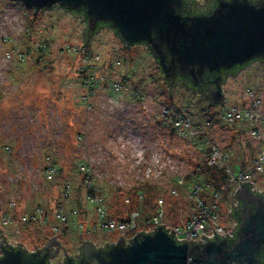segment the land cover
<instances>
[{
  "label": "rangeland",
  "instance_id": "1",
  "mask_svg": "<svg viewBox=\"0 0 264 264\" xmlns=\"http://www.w3.org/2000/svg\"><path fill=\"white\" fill-rule=\"evenodd\" d=\"M85 34L86 22L70 11L52 7L35 12L18 0H0V213L9 211L18 219L40 207L54 225L62 206L70 225L58 240L70 253L77 242L101 244L121 236L89 233L83 235L88 239H77V221L84 230L96 220L86 200L84 175L95 184L110 219H126L131 213L126 208L141 188L157 190L167 222L181 224L187 218L193 203L188 185L207 146L201 137L175 129L174 121L183 117L194 125L215 114L205 138L230 153L232 166H244L264 147V130L260 140L251 138L243 122L220 121L219 108L187 88L171 87L169 97L145 45L125 47L111 29L101 28L82 46ZM84 64L96 79L87 100L79 72ZM113 82L122 85L119 92L112 90ZM245 87L259 92L264 110V63L224 82L225 105L243 106ZM53 162L61 172L48 179L44 170L47 164L57 169ZM253 182L264 191V170ZM66 184L70 188L64 197ZM77 207L81 213L76 220L70 211ZM225 219L222 223L228 225ZM21 226L9 239L28 250L54 234L50 225ZM130 234L124 233L125 238Z\"/></svg>",
  "mask_w": 264,
  "mask_h": 264
},
{
  "label": "water",
  "instance_id": "2",
  "mask_svg": "<svg viewBox=\"0 0 264 264\" xmlns=\"http://www.w3.org/2000/svg\"><path fill=\"white\" fill-rule=\"evenodd\" d=\"M18 1L35 12L56 6L70 11L84 9L88 37L97 22H105L125 47L138 42L146 44L168 85L176 71L187 78L189 85L196 86L206 81L205 72L264 59V0H215L208 13L194 15L189 14L191 10L185 8L183 0ZM184 9L186 14H181ZM215 95L211 102L222 103V92L216 90ZM239 184L237 197L241 207L235 216L239 232L230 246L225 241L229 237L214 235L203 244L199 239H173L160 227L152 234H136L129 246L116 244L104 255L94 253L97 263L262 264L259 254L264 250V196L251 192L248 181ZM51 241L52 238L46 243ZM192 244L202 245L196 257L189 259L188 246ZM0 250V264H47L37 258L36 252L9 244L1 245ZM64 264L78 263L68 260Z\"/></svg>",
  "mask_w": 264,
  "mask_h": 264
},
{
  "label": "built area",
  "instance_id": "3",
  "mask_svg": "<svg viewBox=\"0 0 264 264\" xmlns=\"http://www.w3.org/2000/svg\"><path fill=\"white\" fill-rule=\"evenodd\" d=\"M87 57V56H86ZM87 62V61H86ZM91 66L84 64L79 72L84 74L83 85L87 90L84 100L93 95L92 88L94 87L95 77L91 73ZM102 79V78H99ZM112 90L119 92L122 85L118 82L112 83ZM121 93V92H120ZM136 96V93H134ZM244 105H222L219 108V118L222 122L235 123L243 122L248 128V134L251 138L260 140L264 130V110H262L263 97L258 91L251 87H245L243 90ZM165 112H167L165 110ZM175 129H183L189 134V137L196 139L201 137L204 145L207 146L206 163L210 166H216L219 168L224 167L225 172L228 174L229 185L231 191L229 192L228 200L222 198V193L211 189L209 184L201 185L200 183H194L189 188V196L193 200L191 210L187 218L181 224L169 223L166 220L165 213L163 210V200L157 198L154 204V210L147 216L140 215L139 211H133L124 220H113L106 217V211L103 204V198L99 196L96 191L86 193V200L92 204L96 212V220L87 228L86 233L99 234V233H111L117 232L121 236L124 233L131 232L130 240L135 234H152L156 229L162 228L168 236L173 239H186V240H198L200 243L211 240L214 235L219 237L232 238L237 228V223L232 217L234 209L238 206L237 188L240 189L239 182H250V190L257 192L258 194L263 193L254 187L253 178L256 174L262 173L264 170V147L259 149L255 156L250 160L249 163L244 166H240L239 169H230V153L227 150L222 149L216 143L210 142L205 138L206 129L210 126L208 120H203L197 124H192L190 120L184 119L183 117L177 121H174ZM177 126V127H176ZM44 174L48 179H52L57 174V169L47 164L44 170ZM88 184V185H87ZM87 187L89 183H87ZM183 184V179H178V185ZM63 195L67 197L68 189L70 188L67 184L63 187ZM208 189V190H207ZM172 193L176 192L172 190ZM141 197V194H139ZM227 204V208L224 210V205ZM11 206L12 203H9ZM76 210L70 211V217H76ZM223 216L225 221H229L228 225L222 223ZM56 224H52L47 220L46 215L40 207H35L31 211H27L16 219L14 214L9 211L0 213V244L9 240L7 231L10 228V235H13L15 231L18 233L24 224L27 225H50L51 230L57 235H65L70 225V219L65 214V210L62 206H59L56 212ZM75 220V221H76ZM20 224L19 226H17ZM79 232L82 230V224L77 221ZM203 235L204 237H202ZM206 237V238H205Z\"/></svg>",
  "mask_w": 264,
  "mask_h": 264
},
{
  "label": "flooded vegetation",
  "instance_id": "4",
  "mask_svg": "<svg viewBox=\"0 0 264 264\" xmlns=\"http://www.w3.org/2000/svg\"><path fill=\"white\" fill-rule=\"evenodd\" d=\"M194 1H195L196 6L201 7L200 13H204V14L208 13V11H210L214 7V4H215V0H199L200 2L198 0H194ZM58 8H60V7H58ZM67 11H70V10H67ZM70 12H72V11H70ZM197 14H199V13H197ZM190 15H194L193 11L190 12ZM139 43L140 42L134 43V44L136 45ZM134 44H131V45H134ZM140 44H142V43H140ZM128 47H130V45ZM257 62L264 63V59H254V60H251L250 62H248L242 66H234L232 69H220L219 71H216V72L215 71L214 72H205V75L203 77L206 79V81L205 82L201 81L196 86L189 85V81L187 80V78H185L181 75L180 76L182 78H184L183 81H184L185 86H186L185 88H187V90L191 91L193 93V95L197 96L201 101L206 102V104H208L210 107H211V105L218 107L224 103V93H223V89H222L224 82L227 81L230 76L239 75L240 72L242 70H244L246 67L251 66L252 64H255ZM168 88H170V87L168 86ZM216 90H220L223 94V102L222 103L214 104L211 102V99L216 96L215 95ZM168 93H170V89H169ZM259 195L264 196L263 193H261ZM240 207H241L240 202H238V206L234 209V211L236 210L239 213ZM236 215L232 214L234 221L237 223V228L235 229L234 235L231 239L225 240L228 246H230L232 240L238 236L239 228H238V221L235 217ZM84 234H87L86 231L85 232H83V231L79 232V234H78L79 238H77V239L80 240V238H82ZM9 235L10 234H8V237L10 238ZM62 236H64V235H62ZM87 237H89V236H85L83 238L88 239ZM51 238L53 239V241L49 242V244L45 243L42 246L35 247L31 250H28V249L22 247L19 243L14 244L10 239H9L10 241L6 240L5 242L1 243L0 246L9 244V245L14 246V248H20L21 250H25L27 252H36L38 255L37 258L44 259L47 264H64L68 260H71L72 263H78V264H98L97 260L94 257V253H100V254L104 255L105 252L108 249H110L112 246H114L116 244H121L122 246H129L131 244V240H132V239L130 240V238L126 239L124 235L120 236L115 241H106V242H103L101 244L96 243L94 240L88 239V240H86V241H88L86 243H84V242L78 243L77 242L75 245L74 251L72 253H70V252H67V250H65L63 248L62 242L60 240H58L59 236L57 234H55V233L52 234ZM132 238H133V236H132ZM214 240H216V239H214ZM201 245L202 244H192V245L188 246L189 247V252H188V258L189 259L196 257V253H197V251ZM263 253H264V250L259 254V259H260V262L262 264H264ZM1 255H2V253L0 250V256ZM261 255H262V259H261ZM54 258H56V259H54Z\"/></svg>",
  "mask_w": 264,
  "mask_h": 264
},
{
  "label": "trees",
  "instance_id": "5",
  "mask_svg": "<svg viewBox=\"0 0 264 264\" xmlns=\"http://www.w3.org/2000/svg\"><path fill=\"white\" fill-rule=\"evenodd\" d=\"M183 2L185 4V8L190 9L191 11H193L194 14L200 13L201 7L196 6L194 0H183ZM56 7H58V6H56ZM72 13L77 15V16H79L80 18H83L84 22H86L85 21V10L84 9H81L79 11H72ZM180 13L181 14H186L185 9L184 10H180ZM101 28H109L115 33V35H117L116 32L112 28H110L109 24L105 23V22H97L95 30H94V33H96ZM85 37H86L85 38V40H86L88 38L87 31H86ZM144 45L147 47L146 44H144ZM38 49H42V48L39 46ZM160 71H161V69H160ZM163 78H164V76H163ZM164 80H165V78H164ZM183 80H184V78H182L180 76V74L176 71L175 75H174L173 82L170 85H168V82L165 80V83L170 88L174 87L176 85H179L180 87H186ZM214 116H215V114L209 115L208 116L209 120L208 119H205V120H208L209 122L213 121L215 119ZM217 117H219V115ZM219 120H220V118H219ZM46 157H48V156H46ZM53 164L57 167V174L56 175L60 174L61 168L59 166H57L55 164V162H53ZM229 166H230V169H233V170L240 168V165L238 167L236 165L232 166V164L230 162H229ZM192 175L194 177V181H192V183L190 185H188L189 188L194 183H200L203 186L206 185V184H209L211 189H215V190H217V191L222 193V198L224 200H228L227 198L230 195L229 192L231 191L232 188L229 185V182H228L229 176L225 172V168L224 167L219 168V167H216V166H210V165H208L206 163V160H204V162H202L201 164L197 165V167L194 170V172H192ZM186 179H187V177H186ZM82 182L85 183V184L89 183V186L86 187L87 193L88 192L91 193V192H94L96 190L94 188L95 184L93 183V181H92V179L90 177L84 175L82 177ZM189 188H188V192H189ZM138 189L139 188H134V191H140L141 190V192H140L141 197H139V193H137L136 196L133 197V200H132L131 204L129 205V207H127L126 209L129 211V213L132 212V211H139V213L141 215L147 216L154 210V204H155V200L157 198V194H156L157 190L156 189H151V188H148V189H146V188L142 189L141 188L140 190H138ZM263 194H264V192H263ZM89 205L92 206V208L94 210L93 205L92 204H89ZM74 210H76V213H78V214L81 213V209H79L78 207L76 209H74ZM237 213H238V211L235 210V211H233L232 214L236 215ZM77 217H78V215H77ZM106 217L110 218L109 215L107 214V212H106ZM117 219L118 220L119 219L122 220L123 218H117ZM80 223L82 224V222H80ZM92 223H94V221L90 222L89 224H86V227L84 228L83 232L86 231L87 228H89V226ZM263 256H264V253H263ZM261 259H262V255H261Z\"/></svg>",
  "mask_w": 264,
  "mask_h": 264
},
{
  "label": "bare ground",
  "instance_id": "6",
  "mask_svg": "<svg viewBox=\"0 0 264 264\" xmlns=\"http://www.w3.org/2000/svg\"><path fill=\"white\" fill-rule=\"evenodd\" d=\"M140 44V43H139ZM86 45H87V43H86ZM135 45V44H134ZM142 45H144L143 43H142ZM131 46V45H130ZM92 68V67H91ZM103 77V76H102ZM106 80V79H105ZM100 81V80H99ZM103 82V81H102ZM108 83V82H107ZM18 234V233H17ZM17 236V235H16Z\"/></svg>",
  "mask_w": 264,
  "mask_h": 264
},
{
  "label": "crops",
  "instance_id": "7",
  "mask_svg": "<svg viewBox=\"0 0 264 264\" xmlns=\"http://www.w3.org/2000/svg\"><path fill=\"white\" fill-rule=\"evenodd\" d=\"M237 167L239 166V164H235Z\"/></svg>",
  "mask_w": 264,
  "mask_h": 264
}]
</instances>
